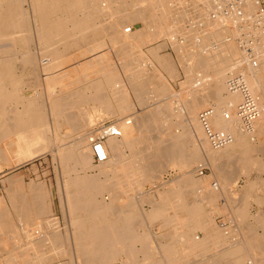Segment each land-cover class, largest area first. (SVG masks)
Wrapping results in <instances>:
<instances>
[{
	"label": "bare ground",
	"instance_id": "6f19581e",
	"mask_svg": "<svg viewBox=\"0 0 264 264\" xmlns=\"http://www.w3.org/2000/svg\"><path fill=\"white\" fill-rule=\"evenodd\" d=\"M201 2L204 7L215 4V0H142L138 4L140 12L137 13L126 7L125 0L120 7V3L115 0H0V41L10 40L9 43L4 44L3 42L0 45V170L4 166L5 168L12 167L13 169L10 170H14V168L21 167L47 154H52L58 161L60 160L64 165V170L63 168L62 170L65 175L63 174V176L67 178L63 181L62 188L60 187L61 190L57 189L60 190L59 193H62L60 195L63 200V209L67 212L70 225L74 230L72 236L68 234V240H71L65 241L59 230V220L54 217L53 203L49 201L50 192L44 182L31 181L26 188L23 177L17 179L11 177L7 180V195L11 208L3 201L4 199L0 198V255L4 257V264L51 263L53 258L66 256L70 254L69 251L73 250V248L69 250L71 246L68 248L69 251L66 250V246L64 249L63 245L66 242H71L69 244L73 245L77 254V258L73 259L72 264H113L119 259H123L120 264H216L221 262L226 264H264V233L260 235L257 232L259 227L264 230V214H259L255 219L258 223L257 227L250 224L248 228L246 227L249 231L247 230L245 235H240L241 239L233 243L232 235L234 233L232 234L230 231L232 223L223 222L226 226L220 229L215 221V214H221V212L223 214V210L226 208V206L223 207L224 202L228 201L229 203V200L222 201L225 198L227 187L235 183L238 177L235 174L232 177L230 172H227V175L225 172L228 170L224 172L221 169V161L235 158L242 171L237 170L240 174H246V169L249 166H256L257 169L258 166L262 168L263 165L264 169V164H261L262 160L259 156L264 152V145H261L264 144V62L259 69H250L245 63L244 55L234 36L238 32L236 33L233 29L234 34H230L225 26V23L229 20L239 19L241 21L242 19L245 22L243 25L250 27L258 16L255 1L247 0L246 8L241 14L242 17H239L237 12V15L232 14L227 18L211 20L206 14L200 18L202 15L198 13V19H201L200 21L204 23L202 25L204 31L201 30L202 28L200 29V25L197 27L200 23L198 22L196 24L197 29L194 31V43L188 45V47L184 46L186 43H181L183 45L181 47L178 45L182 55L178 54L181 55L180 58L183 63H189V68L193 71L194 69L207 71L208 68L212 69L213 75H209L210 78L204 76L201 82L196 81L198 83H192L193 80L187 79L186 85L182 84V87L183 85L186 87L184 90L186 93H183V96H191L187 100L188 103L186 98L182 96L183 99L185 98V106L183 105L185 112L182 113L178 112L182 106L179 109L176 104L177 109L174 108V99L173 102L168 101L169 95L173 94V89H171L167 80L165 81L164 77L160 76L162 71H157L158 74L161 73L160 75L157 74V79L160 82H158L159 85L156 83L155 89L152 86L153 91L149 86V82L148 84L143 83V81L146 82V79L141 80L142 76H146L142 62L147 57L146 55L143 56L144 52L141 48L150 44L151 38L159 37L157 30H163L162 25L152 23L157 26L155 27L157 30L153 32H149V28L152 27L149 26V22H147L148 26L146 28L145 25L143 26L142 31H135L136 33L133 32V34H127L125 30L120 32V28L123 27L126 21L135 18L142 21L150 11L151 16L159 15L163 17L162 20L166 17L170 18L171 14L176 16L171 19L173 22L176 21V24L173 23L170 28H165L164 31L159 30L163 35L172 36L173 33L182 31L186 39L193 38V34L186 35L188 32H185L186 29L183 24H178V20L181 21L182 18H177V16L180 17L179 14H181L184 20L187 18L192 19L190 15L193 12L189 10L191 12L189 14L188 9L182 12L180 7L190 4V7L193 5V8L197 10ZM25 3L30 4L29 8L31 10L28 12L26 11L28 9L24 10L23 8ZM185 6L183 8L187 7ZM215 7H219V4H216ZM222 8H225V6ZM203 9L202 11H204ZM30 13L35 15L33 22H36V28L34 30L38 37L39 47L37 48H40V52L39 49L38 52L44 57L42 61L37 60L30 48L32 44L31 30H23L27 27L26 24H29L27 18ZM104 13L111 15L108 21H103ZM185 15H188L186 19ZM151 16L149 15V17ZM101 18L103 25L105 22L108 23L109 20L110 24L108 23L109 25H105V27L96 24ZM167 24H169L168 21ZM100 28L103 30L105 37H107L105 30L108 29V33L112 35L111 40L109 39L113 41V44H111L113 47L114 43L118 44L122 52L117 46L116 48L119 51L117 50L116 54L110 50L115 54L114 57L110 56V51L109 53L107 51L108 54H103V51H100L104 45L101 44L104 41L97 42L99 37L102 36L99 33ZM192 29L194 30V27ZM199 31H203L204 34L201 35L202 32ZM178 35L175 34L176 37ZM166 36H163V38ZM228 37L233 38L228 40L226 39ZM169 38L171 39V37L167 38L170 41ZM213 39L219 41L222 45V47L220 45V49L218 48L219 50L217 49V52L214 50L215 48L213 51L208 48L204 49L210 42L213 43L211 41ZM71 43L76 47L80 46L78 47L80 49L86 46L87 48L86 50L83 48L85 51L81 49L83 52L81 51V56L79 55V59H82L83 62L77 64L76 68L63 72V70H66L64 66L72 57L71 52L68 51L71 48ZM62 45H65L66 51H62ZM172 45L171 48H173ZM164 46H167L166 43H164ZM135 48L139 50L136 51ZM123 49H126V51L129 49V51L126 52ZM67 51L70 53L69 56ZM146 51L148 52V49ZM214 51L216 54H213ZM76 52L78 51L76 50ZM148 54H151L160 67L170 71L175 76L174 68L177 67H175V64L173 66L174 62L170 59L171 57L160 55L159 47H152L149 49ZM164 55L166 54L164 53ZM118 58L121 59L122 70L128 76L125 82H120L119 77L121 76L116 71L117 67L113 66L115 59L117 61ZM240 58L242 59L238 62ZM18 63L23 67H20L23 69L21 75L16 70ZM38 63L41 64L37 65ZM109 63H112V65H109ZM151 63L153 62L151 61ZM98 64L101 65V68H99L100 70L97 69L96 73L89 71L91 74H84L89 68L92 72H95L96 69L93 68L95 65L99 66ZM104 65L111 66L109 67L111 71L107 70ZM28 66L31 69L26 71ZM153 66L156 68L155 65ZM235 68L240 69L245 84L255 94L262 97L260 103L263 104L261 106L263 114L256 121L251 133L242 131L236 119V107L241 102V96L228 91L230 73ZM38 71L44 76L45 90L43 92L38 91V86H40ZM74 71L75 74L78 71L82 73V75L79 74L80 76L76 74L77 81L75 80L72 84H70L71 81L68 82L70 86H66L62 91L54 88L57 82L63 80L67 75L68 79ZM186 71L189 70L186 69ZM61 84L58 86L60 87ZM24 86L30 88L33 86L37 90L34 89L36 91L35 95L25 97L22 91V89H25ZM182 97H179V99H182ZM152 100L158 105L155 110H152L154 102L152 103L153 108L151 105L143 107L146 108V111H148L147 108H151L149 114H144L142 109L138 108L137 110L134 107L136 103L140 105H137L138 107H141L149 104ZM210 102L214 106V117L210 121L212 129L227 131L234 137L232 143L221 149H215L207 140L199 120V110L205 107L208 109ZM179 104L181 105V103ZM182 104H184L183 100ZM224 108L233 115L232 121L227 122L223 119ZM127 112H130L131 115L123 117L122 115H126ZM179 113L180 115L185 114V120L183 119L184 122L181 123V125L183 124L181 128L183 127L185 131L175 132L173 129H176V125L173 123V118H179ZM111 115L119 117L117 126L122 135L121 137L110 138L107 141L108 160L94 166L89 144L90 136L86 132L93 127L95 118L99 117L101 119ZM160 127L166 130L167 128L170 129L172 134L168 132L169 139L162 140V143L158 145L156 138V143L152 142L151 139L150 142L148 140L150 137L148 138L147 135L148 146H143V139L146 134L152 135V131L154 133L155 129L157 131V128ZM71 131L76 133L75 139L71 140L72 145L63 143L62 133L70 138ZM258 138H260V142L257 141ZM127 152H129V155ZM199 161H207V165L210 168L212 167L213 170L215 169L217 176H215V173L214 176L218 178L216 184L211 183L210 179L206 178L197 180L189 173L186 178L185 176L182 178L181 175V180L179 178L175 181V178L174 183L171 180L167 184L169 189L165 190L164 188L165 192H163L164 190L162 192L156 190L161 187L159 184L163 181L162 177L166 168L177 166L176 168L187 170L195 164L200 165ZM229 163L231 162L229 161ZM226 169L228 168L226 167ZM92 170L96 171V174L89 175L88 172ZM232 170H235L234 173L238 174L236 168ZM248 174L249 172L246 175ZM119 176L122 177V180L119 179ZM257 176L259 177V174ZM62 178L64 179V177ZM126 178H131L129 181L131 180L132 184L128 183L131 185L129 189L131 190L134 185L135 190L139 191V198L130 199L127 196V199H125L122 198L124 195L121 197L124 192L122 193L119 189H122L123 185L126 186L125 182L128 181ZM256 180L258 181V179ZM259 180L263 181L262 178ZM146 182L153 185V187L150 186V190L155 189V192H160V199H156L160 201L157 202L154 198V201H152V197L149 195L150 190H148L149 193L143 190ZM154 183L158 184L159 187ZM170 183L173 184L169 185ZM257 185L253 180L250 184L246 183L244 185L247 188H245L246 193L240 191L242 194L238 195H245L240 198L237 197L238 200L235 201L236 205H234L236 220L233 216H230V220L234 219L235 222L250 220L252 201L264 205V195L263 197L256 196L255 191L254 196V192H251L259 189ZM189 189L194 192L198 191V193L200 190L201 195L198 200L189 199L190 194L186 195V192L190 191ZM122 190L125 191L126 189ZM105 192L112 198V200H109L111 202H105L106 198L103 201L100 200V197H105L103 196ZM170 198L174 201L171 202L172 204L169 201ZM141 201L151 205L149 207L150 211H145L144 204L141 206ZM10 209H13L14 214ZM137 211L142 213L139 212L138 214ZM225 218L227 219V216ZM15 220L21 224L24 233L19 231L21 227L15 223ZM156 223L161 225L162 228H171V234L166 231L168 234L164 235L169 242L160 241V244H153V234L146 232L144 227ZM26 226L32 229H34V226H41L45 234L40 236L38 240L34 239L35 241L28 242L32 238V234L30 230H24ZM27 229L29 228L27 227ZM141 230H144V233ZM35 231L37 230L35 229ZM199 231L204 233L203 238L197 236ZM25 235L28 240L24 238ZM158 237L161 238L162 236ZM24 240L27 241L26 244L23 243ZM139 244L143 245L142 249H137ZM10 246L11 249H9ZM200 256L202 257L200 258ZM0 264L3 263L0 262Z\"/></svg>",
	"mask_w": 264,
	"mask_h": 264
},
{
	"label": "rangeland",
	"instance_id": "374dc122",
	"mask_svg": "<svg viewBox=\"0 0 264 264\" xmlns=\"http://www.w3.org/2000/svg\"><path fill=\"white\" fill-rule=\"evenodd\" d=\"M115 1H118L119 3H120V5H119V7L120 6H122L121 4L124 2V0H115ZM127 1V2H126ZM140 2H142V0H125V4H126V7H128L129 9H132V12H137V13H139L140 11V7H138V4L140 3ZM204 2V1H203ZM129 3V4H128ZM131 3V4H130ZM132 3H134V4H132ZM27 4V3H26ZM131 5H135V6H131ZM190 4H188V6H189ZM200 6L198 7V9L196 10V9H194L193 8V5H191V7L189 6H185L186 8H181L180 7V11H186L187 9H188V11L190 10L191 12H193V14L189 11V14L191 13V15H190V17L192 18V19H186V17L188 16H186L185 15V19L186 20H184L183 19V17L181 16V14H179L180 15V17L179 16H177V18H182V20L181 21H179L178 20V24H183L184 25V27H185V32L187 33L188 32V34H186V35H192L193 34V38L192 37H189V39L187 38L186 39V37H185V35H183V33H182V31L181 32H178V33H173L172 34V36H166V35H163V33H160V31H164V29L165 28H170V26L173 24V23H177L176 21H171V19L172 18H175L176 16H174L173 14H171L172 16L169 18V17H166L165 19H163L162 20V18L163 17H161V16H159V15H154V16H151V12L149 11L148 12V14H146L145 15V17H144V21L142 20H140V19H137L136 20V18L135 19H131L130 21H126L125 23H124V25H123V27L122 28H120V32L121 31H123V30H125L126 32L128 31V30H131V32H127V34H133V32H135V31H137V32H139L140 30L142 31V29H143V26L146 28V26H148V23L147 22H149V26L151 25L152 27H150L149 28V32L151 31V32H153L154 30H157V28L155 29V27H157L156 25H162V27L161 28H163V30L161 29H159V30H157L158 32H159V37H157V38H151V40H150V44H147V45H145V46H143L141 49H142V51L144 52L143 53V56L145 57V55L147 56V57H145L146 58V60L145 61H143L142 62V66H143V68H145L144 69V74H146V76H142L141 78V80H145L146 79V82L145 81H143V83H147L148 84V82H149V86H150V88H151V90L153 91L154 89H155V86H157V85H159L158 84V82H160V80L158 81V75H160L161 73H159L158 74V72L157 71H162V74L160 75V76H162V77H164V80L166 81L167 80V83L170 85V87H171V89H173L172 91V99H171V96L169 95V100L168 101H172L173 102V99H174V108L175 109H177V107L179 106V109H180V106H182L181 107V109L180 110H178V112H180V113H182V112H185V108L183 107V105L185 106V98H186V102H187V100H189V97H191V96H189V97H187V96H183V93H186V91H184L185 90V85H186V82H188V80H193V81H191L192 83H198V82H201V79L202 78H204V76H212L213 75V73H212V69H208L207 68V71L206 70H196V69H194V71L192 70V69H190L189 68V63L188 62H184L183 63V61L181 60V53H182V51H180V48H179V46L181 47V46H183L182 44H184V43H186V44H184V46L186 45V47H188V45H192L193 43H194V41H195V33H194V31H195V29H197V27H199V25H200V29L201 30H203L204 31V27H202V25L204 24L202 21H200L199 19H198V17H199V15H202V16H200V18H202L203 17V15H205L206 14V16L207 17H209L210 15H208V13L210 14V13H212V11H214L213 9H215L216 11L218 10V12H221V10L222 11H224L225 10V8H222L223 6H225V4H223V6H220V8L219 7H215V4H213L212 6H209L208 5V7H204V4L201 2L200 4H199ZM203 5V6H202ZM140 6V5H139ZM134 7V8H133ZM201 7V8H200ZM24 8V10H26V9H28V10H26L27 12L28 11H30L31 9L28 7V6H25V7H23ZM204 8V9H203ZM194 9V10H193ZM202 9L204 10V11H202ZM210 9H212L211 11H210ZM198 11V12H197ZM160 12V11H159ZM158 12V13H159ZM206 12V13H205ZM198 13H200L199 15H198ZM106 14V15H105ZM157 14V13H156ZM149 15L151 16V17H149ZM192 15H193V17H192ZM198 15V16H197ZM32 16V17H31ZM158 16V17H157ZM170 16V15H169ZM31 17V18H30ZM35 17V15L34 14H31L30 13V15H28V18L27 19H29V24H26L27 25V27L25 28V29H23L24 31H27L28 29V31H30L31 33H32V35H31V38H32V44L30 45V48H31V50L33 51V54L36 56V58H37V60L38 61H42V59L44 58L43 56H42V54L41 53H39L40 52V48H37V47H39V45H38V37L36 36V33H35V28H36V22H33L34 21V18ZM155 17V18H154ZM95 18V17H94ZM103 21H108V19H110L111 18V15H109V13H104V15H103ZM102 18H101V20L99 21V22H97L96 24H98L99 26H104L105 27V25H109L110 24V20H109V24L108 23H106L105 22V24L103 25V22L101 23V21H102ZM148 18V19H147ZM161 18V19H160ZM168 18H169V20H168ZM197 18V20H195ZM210 19V18H209ZM135 20V21H134ZM149 20V21H148ZM152 20V21H151ZM158 20V21H157ZM168 21V23L169 24H167V21ZM188 20H189V22H188ZM193 20V21H192ZM195 20V21H194ZM199 20V21H198ZM145 21H146V23H145ZM160 21V22H159ZM128 22V23H127ZM151 22V23H150ZM181 22V23H180ZM193 22V23H192ZM196 22V23H195ZM198 22H200L198 25H197V27H196V24L198 23ZM101 23V24H100ZM145 23V24H144ZM152 23H154V24H156V25H153ZM164 23H165V25H164ZM186 23V24H185ZM35 24V25H34ZM147 24V25H146ZM228 25H227V27H229L230 26V24L229 23H227ZM30 25V26H29ZM168 25V26H167ZM34 26V27H33ZM159 27V26H158ZM194 27V30L192 29ZM196 27V28H195ZM226 27V28H227ZM103 28V27H102ZM144 28V29H145ZM152 28H153V30H152ZM230 28V27H229ZM199 29V30H200ZM166 30V29H165ZM227 30H228V28H227ZM226 30V31H227ZM33 31V32H32ZM103 30H101V28H100V31H99V33H101V38L99 37V41H97L98 43H101L102 41H104V43L102 42L101 44L103 45V47H102V49H100V51H103L102 53L103 54H108L109 53V51L111 50L113 53H115L116 54V51L118 50V48H116V46L117 47H119V50H120V52H122V49H121V47L120 46H118V44H115L114 43V47H113V41H110L111 39H110V37H112V35L111 34H109L108 33V29L106 28V32H107V34H106V36L107 37H105V34L103 35V32H102ZM144 32H145V30H143ZM189 31H191V32H193V33H190ZM203 31H199V32H202L201 33V35H203L204 34V32ZM229 31V30H228ZM228 31H227V33H228ZM136 33V32H135ZM229 33H230V31H229ZM25 34V33H24ZM35 34V35H34ZM152 35L154 34V33H151ZM160 34H161V36H160ZM175 34L177 35V34H179L178 35V37H176L175 36ZM183 35V36H181V35ZM230 34H232V33H230ZM109 35V36H108ZM35 36H36V38H35ZM163 36H166V37H164L163 38ZM173 36H175V37H173ZM181 36V37H180ZM109 37V38H108ZM162 37V38H161ZM168 37H171V39H170V41L167 39ZM173 37V38H172ZM94 38V37H93ZM105 38V39H104ZM161 38V39H160ZM177 38V39H176ZM193 40H192V39ZM231 38H233V37H228V38H226V39H231ZM34 39H35V41H34ZM92 39V38H91ZM102 39V40H101ZM110 39V40H109ZM174 39H176V41H174ZM180 41H179V40ZM183 39H185V40H183ZM154 40H155V42H154ZM9 41L10 40H3V41H0V45H2V43L4 42V44H6V43H9ZM101 41V42H100ZM213 43L211 44V42L208 44V46L207 47H205L204 49H206V48H208V49H210V50H212L213 51V49L214 50H216V52L222 47V45H221V43L219 42V41H216L215 39H213V40H211ZM96 42V43H97ZM154 42V43H153ZM179 42V43H178ZM220 44H219V43ZM72 43H73V40H72ZM72 43L70 44V49L68 50L69 52H71V54L70 53H68V51H67V54H68V56H69V54L73 57H71L70 59V61L64 66L65 67V69L66 70H63V72L64 71H69L70 69H74V68H76L77 67V64H81V61L83 62V60L81 59H79V57L81 56V54L80 53H82L83 51H85L86 50V48H87V46L86 47H82L81 49L83 50H81L80 48H78V47H80V46H74V45H72ZM112 43V44H111ZM164 43H166V45L167 46H164ZM171 43V44H170ZM174 43V45H172ZM177 45H176V44ZM182 43V44H181ZM35 44H37V45H35ZM109 44V45H108ZM214 44V45H213ZM86 45V44H85ZM85 45H83V46H85ZM162 45V46H161ZM171 45H172V47L173 48H171ZM179 45V46H178ZM209 45H212L211 47L209 46ZM216 45V46H215ZM219 45V46H218ZM220 45H221V47H220ZM153 48H155V47H159V50H160V55H163V56H168V58L169 57H171L170 59L172 60V62H174L173 63V66H174V64H175V67H177V68H174L175 70H174V72H176V74H175V76L174 75H172L171 73H170V71H168V70H166V69H164V68H162V67H160V65H158L157 63H156V61H154V59H153V57L151 56V54H148L149 53V49H151L152 47ZM164 46V47H163ZM178 46V48L176 49V47ZM36 47V48H35ZM64 47V48H63ZM112 47H113V49H112ZM163 47V48H162ZM85 50H84V49ZM109 48V49H108ZM116 48V49H115ZM160 48H162V49H160ZM165 48V49H164ZM174 48H175V51H174ZM219 48V49H218ZM38 49H39V52H38ZM61 49H62V51H66V47H65V45L63 46L62 45V47H61ZM79 49H80V51H79ZM106 51H105V50ZM146 49H148V52L146 51ZM218 49V50H217ZM35 50V51H34ZM76 50L78 51V52H76ZM118 50V51H119ZM134 50H136V51H138L139 49H134ZM134 50H132V51H134ZM162 50V51H161ZM82 51V52H81ZM107 51H108V53H107ZM110 51V52H111ZM123 51H126V49L124 50L123 49ZM127 51H129V49L127 50ZM126 51V52H127ZM179 51V52H178ZM209 51V50H208ZM37 52V53H36ZM76 52V53H75ZM109 53L110 54V56H112V57H114V55L115 54H113V53ZM181 52V53H180ZM164 53L166 54V55H164ZM181 54V55H179V54ZM209 54H210V51L208 52ZM215 53V51L213 52V54ZM216 54V53H215ZM219 54H221L220 52H219ZM218 54V55H219ZM40 55V56H39ZM78 55V56H77ZM80 55V56H79ZM120 55V54H119ZM42 56V57H41ZM38 57H39V59H38ZM121 58V57H120ZM148 58V59H147ZM173 58V59H172ZM180 62H179V61ZM118 61H120L119 63H118ZM151 61L153 62V63H151ZM183 64H182V63ZM180 63H181V65H180ZM186 63V64H185ZM41 64V63H40ZM39 63L37 64V65H40ZM75 64V65H74ZM144 64V65H143ZM150 64V65H149ZM18 66H17V72H18V74L19 75H21L22 74V71H23V69H21L20 67H22V65L20 64V63H18L17 64ZM99 65V64H98ZM106 65H108V64H106ZM106 65H104V66H106ZM109 65H112V63H109ZM153 65H155L156 66V68H154V66ZM68 66V67H67ZM97 68H96V67ZM94 66V68L93 69H96L95 70V72L93 71H91V68H89L88 70H87V72H85L84 73V71H82L84 74H91V73H96V71H98V70H100L99 68H101V65H99V66H97V65H95ZM113 66H115V68L117 67V72H118V75L119 76H121V77H119L120 78V82L122 81V82H125V80H127L128 78H126V77H128L127 75H125V73H124V71L122 70V66H121V59H119L118 58V60L116 61V59H115V61H114V63H113ZM119 66H121V67H119ZM186 66V67H185ZM188 66V67H187ZM70 67V68H69ZM107 67V66H106ZM109 67H111V66H109ZM109 67H107V70H109ZM23 68V67H22ZM37 68H38V66H37ZM158 68V69H157ZM21 71H20V70ZM31 69V67H29L28 66V68L26 69V71H29ZM92 69V70H93ZM98 69V70H97ZM154 69H155V71H154ZM186 69L187 70H189V71H186ZM39 70V69H38ZM106 70V71H107ZM148 70V71H147ZM151 70V71H150ZM166 70V71H165ZM176 70H178V71H176ZM91 73H90V72ZM109 71H111V70H109ZM191 71H193V72H191ZM209 71V72H208ZM89 72V73H88ZM123 72V73H122ZM166 72V73H165ZM81 72H77L76 74L78 75V76H80V75H82V73L80 74ZM156 73V74H155ZM177 73H178V75H177ZM194 73V74H193ZM76 74H75V71L73 72V74H72V76L71 75H69V77H70V79H72V80H70L69 79V77H68V79H67V76L66 77H64L65 78V82H64V78H63V80H61V81H59V82H57V84L58 85H60L61 83V86H62V88H61V86L59 87L57 84V87H56V85H55V89L57 90V89H60L61 91L62 90H64L65 88H66V86L68 87V86H70L69 85V83H70V81H71V83L70 84H72L73 82H75V80L77 81V77H75L76 76ZM80 74V75H79ZM121 74V75H120ZM143 74V73H142ZM158 74V75H157ZM177 75V76H176ZM190 76V77H187V76ZM195 76V78H194V76ZM38 76L40 77L39 79H38V82H39V84H40V86H38L39 88H38V91H41V92H43L44 90H45V81H44V76H42V73L40 72V71H38ZM125 76V77H124ZM154 76V77H153ZM159 76V77H160ZM210 76H209V78H210ZM41 77H43V78H41ZM170 77H172V78H170ZM179 77V78H178ZM187 77V78H186ZM194 79H193V78ZM197 77V78H196ZM150 78H151V80H150ZM153 78V79H152ZM154 78H155V80H154ZM177 78V80H175V79ZM67 79V80H66ZM122 79V80H121ZM174 79V80H173ZM188 79V80H187ZM199 79H200V81H199ZM63 81V82H62ZM155 83H154V82ZM184 81H185V83H184ZM196 81H198V82H196ZM67 82V83H66ZM69 82V83H68ZM151 82V83H150ZM64 83V84H63ZM156 83H157V85H156ZM42 84H43V87H42ZM154 84V85H153ZM182 84H185V85H183V87H182ZM64 86V87H63ZM152 86H154L153 88H152ZM59 87V88H58ZM181 87H182V91H181ZM24 88L25 89H22V91H23V94H24V96L25 97H32L33 95H35V92L37 91L35 88H33V86L30 88L29 86H24ZM52 88V87H51ZM36 91H35V90ZM41 89V90H40ZM181 95V96H180ZM185 97L184 99H183V97ZM178 97V98H177ZM179 97L181 98L182 97V99H179ZM179 100V101H178ZM182 100H183V103L184 104H182ZM154 102V103H153ZM152 103H153V106H154V108L152 107ZM179 103H181V105L179 104ZM188 103V102H187ZM186 103V104H187ZM176 104H177V107H175L176 106ZM213 104V103H212ZM211 104V102H210V105H208V108L210 107V108H213L214 106ZM140 106L139 104H137L136 103V105H134V107H135V109H137L138 110V108L139 109H142V111H143V113L144 114H149V112H151V108H147V110L148 111H146L145 109L146 108H143V107H147L148 105L150 106L151 105V107L153 108L152 110H155V108L158 106L157 104H155V101H151L149 104H145L144 106L142 105L141 107H138V106ZM147 105V106H146ZM82 109V108H81ZM207 109V107H205V108H203V109H200L199 110V114H201L200 112L201 111H204V110H206ZM78 110V109H77ZM223 110H225V108L223 109ZM80 111V110H79ZM144 111H146V112H144ZM226 111V110H225ZM132 112H134V111H132ZM224 112V111H223ZM180 113L178 114V115H180ZM169 114V113H168ZM129 115H131V113L130 112H127V114L126 115H122L123 117H126V116H129ZM182 115V114H181ZM180 115V117L178 118V117H175L176 119H174L173 118V123L176 125V129H173V131H175V132H182V131H185L184 129H183V127L181 128V126L183 125H181V123H183L184 121H183V119L185 120V114L183 113V115L181 116ZM121 116V117H122ZM109 120H113V121H115V122H117V121H119V117H116V116H109V117H106V118H101V119H99V117L96 119L95 118V120H94V125H93V127H91L90 129H88L87 130V132H86V134L89 136L90 134V130H92V128H94V127H96V126H98V125H100V124H102V123H104V122H107V121H109ZM178 120V121H177ZM183 121V122H182ZM155 129V128H154ZM154 129H152V130H154ZM164 130V131H162V130ZM166 129H164V128H157V131H156V129H155V134L153 133V131H152V135H150V134H146V137L143 139V146L145 145V146H148V140L150 141V139H151V141L152 142H154V143H156V141L158 142L157 144L159 145L160 143H162V140H168L169 139V135H167L168 134V132L169 133H171L172 134V132L170 131V129L169 128H167V130L165 131ZM161 133H160V132ZM164 132V133H163ZM167 132V133H166ZM71 133V136H70V138L68 137V136H66V134H63L62 133V138H64V141H63V143H66V144H70V145H72V139H75V137H76V133L75 132H73V131H71L70 132ZM151 133V132H150ZM160 135V137H159V135ZM147 135H148V138H147ZM150 135V136H149ZM163 135V136H162ZM165 135V136H164ZM143 136H145V134H143ZM157 136H158V139H157ZM167 136V137H166ZM73 137V138H72ZM154 138V139H153ZM155 138H156V141H155ZM163 138V139H162ZM69 139H70V141H69ZM148 139V140H147ZM72 140V141H71ZM145 141H147V142H145ZM150 141V142H151ZM145 143V144H144ZM127 154L129 155V152H127ZM230 159V160H229ZM226 159H223L221 162V169L225 172V170H228V171H226L225 173L228 175V173L227 172H230L231 174H232V177H234L235 175H236V173H234L235 172V170H232V169H235L236 168V170H237V168L239 169V166L237 165V162H236V159L234 158L233 159V157L232 158H228L226 161H225ZM229 161L231 162V163H229ZM227 162V163H226ZM200 165H194L192 168H190V169H179V167L178 168H176L177 166H175V167H173V166H171V167H168V168H166L165 169V171H164V173H163V181H161L160 182V184L159 185H161V187H162V184H163V189L161 188V187H159V185L158 184H156V183H154V185H157L158 187H159V189L157 188L156 190H160V192H162L163 190H164V188H165V190H168L169 188H167L168 187V183L171 181V182H173V180L176 178V180L175 181H177L179 178V180H181L182 178H184V176H185V178L189 175V173L190 174H192V177L193 178H197V180L198 179H202V178H206V179H210V181H211V183H213V184H216L217 182H218V178L217 177H215V176H217V173L213 170V168L211 167L210 168V166L209 165H207V161H199L198 162ZM197 163V164H198ZM225 163V164H224ZM224 164V165H223ZM93 165L94 166H97V165H99V164H97V163H95V162H93ZM64 165H63V163L62 162H60V160L58 161V159H56L52 154H47V155H45V156H42V157H40V158H37L36 160H33V161H31V162H28V163H26V164H24V165H22L21 167H18V168H14V170H10V169H13L12 167H6L5 168V166L3 167V169L2 170H0V198L1 199H4L3 201H5L6 202V204H8L9 206H10V208H11V205L9 204V198H8V182H7V180L9 179V178H11V177H13V178H15V179H17V178H20V177H23L22 179H23V183L25 184V187L27 188V185L31 182V181H37V182H44L45 184H46V186H47V189H48V191L50 192V195H49V201H51L52 203H53V210H54V217L55 218H57L58 220H59V226H60V228L62 229H60L59 228V230H60V233L63 235V239H65V241H69V240H71V239H69L68 240V234L69 235H71L72 236V232L74 231L73 229H72V227H71V225H70V218H69V216H68V214H67V212H65L64 210L65 209H63L64 208V205H63V200H62V197H61V195L60 194H62V193H59V191L61 190L60 189V187L62 188V183H63V181L64 180H66V178H65V176H63V174L65 173L63 170H64V167H63ZM226 167L228 168V169H226ZM9 168V169H8ZM62 168H63V170H62ZM213 170V171H212ZM233 171V172H231V171ZM9 171V172H8ZM182 171V172H181ZM2 172H3V174H2ZM187 172V173H186ZM193 172H194V174H193ZM5 173V174H4ZM88 173H90L89 175H93V174H96V171H89ZM214 173H215V176H214ZM199 174V175H198ZM235 174V175H234ZM65 175V174H64ZM183 177H182V176ZM230 175V174H229ZM246 174H243V175H241V177L243 178V177H246L245 176ZM64 177V179L62 178V177ZM195 176V177H194ZM214 176V177H213ZM182 177V178H181ZM60 178V179H59ZM216 178H217V180H216ZM31 179V180H30ZM115 179V178H114ZM119 179L120 180H122V177L121 176H119ZM129 179H131V178H126V180H128V181H126L125 183H126V186H124L123 185V187H125V188H123L122 187V189H126L125 191L124 190H122V189H119L122 193L124 192H126L125 194L123 193V194H121V197L124 195H126L127 193L129 194H127L125 197L123 196L122 198H125V199H127V196H129L128 198H130V199H132V198H139V191H137V190H135V188H134V185L131 187V190L129 189L130 188V186L131 185H129V184H132L130 181H129ZM235 179V178H234ZM233 179V180H234ZM263 179H264V176H263ZM239 180H240V178H239ZM246 179L244 178L243 180H241V181H238V183H233L232 185H230L229 187H227V190H226V193H225V198L224 199H222V201L224 202V201H226V200H229V203H228V201H226V202H224V206L223 207H225L226 206V208H224L225 210H223V214H222V212H221V214L220 213H218L217 215L215 214V221H216V225L220 228V229H223L226 225H224V223L225 222H229V224L230 223H232V225L230 226V231H231V233L233 234L232 235V243L233 242H237V241H239L240 239H241V237H240V235L242 236V235H245V232H247V230L249 231V229H247L248 228V226L251 224L253 227H257L258 225V223L256 222V218H257V216L259 215V214H264V205H260V204H258L256 201H252L251 202V207H250V215H251V218H250V220H248V221H246V222H235V218H236V216H235V214H234V208H235V206L234 205H236L235 204V201L236 200H238L237 199V197H239L240 198V195H238L240 192H239V188L240 187H243L244 185H245V181ZM58 181V182H57ZM61 182V183H60ZM111 182V181H110ZM60 183V184H59ZM129 183V184H128ZM148 183V184H147ZM174 183V182H173ZM172 183V184H173ZM60 185L59 187L57 186V185ZM171 183L169 184V185H172ZM238 184V185H237ZM263 184V185H262ZM152 184H150V182H146L145 184H144V187H143V190L147 193H149V191L148 190H150V188L151 187H153V185L151 186ZM261 185V186H260ZM129 186V187H128ZM151 186V187H150ZM237 186V187H236ZM128 187V188H127ZM170 187V186H169ZM262 187V188H261ZM57 188H59V189H57ZM115 188V187H114ZM264 182H261L260 184H259V189H257V190H254L253 192H254V194L253 195H255V191H256V195H262V194H264ZM127 189H128V192H127ZM162 189V190H161ZM262 189V190H261ZM130 190V191H129ZM133 190V191H132ZM155 189H151L150 190V196L152 197L151 199H152V201H154L153 200V198L155 199V201H160V200H156V199H160V196H159V193L160 192H158L157 193V191L155 192L154 191ZM165 190L163 191V192H165ZM190 191H192L191 189H189ZM188 190V191H189ZM26 191V190H25ZM186 192V195H189L190 194V196H188L189 197V199H193L194 201L195 200H198L199 199V196L201 195V193H200V190H199V193H198V191H196V192H194V191H192V192ZM228 191V192H227ZM233 192V194H232V192ZM259 191V192H258ZM236 192V193H235ZM252 192V193H253ZM258 192V193H257ZM137 193V194H136ZM154 193V194H153ZM196 193H197V195H196ZM227 193H229V194H227ZM260 193V194H259ZM134 194H135V196H134ZM157 194V195H156ZM227 194V195H226ZM108 195V196H107ZM111 195V194H110ZM133 195V196H132ZM136 195H138L137 197H136ZM154 195V196H153ZM231 195V196H230ZM235 195V196H234ZM103 196H105V197H100V200H104V198H106L105 199V202H108L109 200H112V198L109 196V194L108 193H103ZM197 196V197H196ZM60 197V198H59ZM110 198V199H108V198ZM159 197V198H158ZM235 198V199H234ZM62 200V201H61ZM232 200H233V202H232ZM9 201V202H8ZM169 201H170V203L173 201L172 200V198H170L169 199ZM190 201H192V200H190ZM109 202H111V201H109ZM174 202V201H173ZM237 202V201H236ZM141 203V206L143 205V208L145 209V211H150V208L149 207H151V205H147V202L146 203H144V201H141L140 202ZM228 203V204H227ZM232 203V204H231ZM172 204V203H171ZM227 205H229V206H227ZM63 206V207H62ZM222 207V208H223ZM233 207V208H232ZM169 209L171 210V208L169 207ZM229 211H228V210ZM11 210V212L13 213V209H10ZM139 210V209H138ZM232 210V211H231ZM210 211V210H209ZM258 211V212H257ZM140 213H142L141 211H139ZM139 212L137 211V213L139 214ZM170 212H172V211H170ZM230 212V213H229ZM228 213H229V215H228ZM234 214V215H232V214ZM257 213V214H256ZM14 214V213H13ZM231 214V215H230ZM225 216H227V219L225 218ZM233 216V218L235 219H232V220H230L231 219V217ZM254 216V217H253ZM13 217H14V215H13ZM230 218V219H229ZM68 219V220H67ZM254 219V220H253ZM234 220V221H233ZM68 221V222H67ZM224 222V223H223ZM250 222V223H249ZM15 223H17L20 227H21V229L19 230L21 233H24V231L22 230V226H21V224H19V222L17 221V220H15ZM239 225H238V224ZM246 223V224H245ZM227 224V223H226ZM235 224H236V226H235ZM255 224V225H254ZM150 225V224H149ZM153 225V226H152ZM244 225V226H243ZM247 225V226H246ZM158 226V227H157ZM27 227L29 228V229H27ZM40 228H41V226H39ZM38 226H34L33 228L34 229H32L31 227H29V226H26V229H24L25 231H29L30 230V232H31V234H32V238L28 241V242H30L31 240L33 241L34 239L35 240H38V239H40L39 237L40 236H42L43 234H45V232H44V230H43V228H39ZM66 227H68V228H66ZM157 227V228H156ZM160 227H161V225H159L158 223H156V224H151L150 226H148V227H144V230L147 232H150L151 233V235L153 234V238H152V242H153V244L155 245V243H156V245L157 244H160V241L161 242H169V240H167L168 238H166V236H164L167 232L168 233H170L171 234V228H162L161 227V229H160ZM233 227V228H232ZM246 229H245V228ZM66 228V229H65ZM154 228V229H153ZM35 229L37 230V231H35ZM70 229V230H69ZM141 229H143V228H141ZM165 229V230H164ZM33 230V231H32ZM144 230H141V232L142 233H144ZM238 230V231H237ZM167 231V232H166ZM170 231V232H169ZM37 232V233H36ZM71 232V233H70ZM257 232L261 235V234H263L264 233V230L262 229V228H258L257 229ZM64 233L66 234L65 236H67V237H65L64 236ZM162 233H164V234H162ZM167 233V234H168ZM35 234V235H34ZM38 234H41V235H39L38 236ZM156 234H158L157 236H156ZM166 234V235H167ZM201 234V235H200ZM239 234V235H238ZM37 235V236H36ZM239 237H238V236ZM36 236V237H35ZM158 236H162L161 238L160 237H158ZM197 236H199L200 238H203V236H204V233H202V231H199V232H197ZM236 236V237H235ZM33 237H35V238H33ZM24 238L26 239V240H28L27 238H26V235L24 236ZM23 238V239H24ZM72 238V237H71ZM157 238V239H156ZM158 238H160V239H158ZM165 238H166V241H165ZM235 241H234V240ZM238 239V240H237ZM26 240H24L23 241V243H27V241ZM34 240V241H35ZM22 243V244H23ZM25 243V244H26ZM71 244V242H66V244L65 245H63L64 246V249H65V246H66V250H68V248H69V250H72V248H73V252L72 251H69L70 252V254H68V255H66V256H59V258L58 257H55V258H53L52 259V261H51V263L49 262L48 264H60V263H63V264H72V262H73V259H76L77 258V254H76V252H75V248L73 247V245H70ZM19 246H20V244H19ZM22 246V245H21ZM142 244H139L138 246H137V249L138 248H141L142 249ZM9 249H11V246H10V248ZM141 249H139V250H141ZM219 250L221 249V248H218ZM187 252V251H186ZM72 254H74V255H72ZM210 256H211V253L209 254ZM208 256V255H207ZM210 256H208L209 258H210ZM67 257H70V258H67ZM74 257V258H73ZM202 256H200V258H201ZM0 262L1 263H3L4 264V262H3V260H4V257L2 256V255H0ZM121 260V259H120ZM120 260H118V261H115V262H113V264H120V263H122V260L120 261ZM56 261V262H55ZM74 264H80V263H74ZM216 264H226V263H216Z\"/></svg>",
	"mask_w": 264,
	"mask_h": 264
},
{
	"label": "built area",
	"instance_id": "2783aa9c",
	"mask_svg": "<svg viewBox=\"0 0 264 264\" xmlns=\"http://www.w3.org/2000/svg\"><path fill=\"white\" fill-rule=\"evenodd\" d=\"M254 1L258 8V16L250 27L244 26L243 24L245 22L242 19L241 21H239V19L229 20L227 23H230V28L227 27V23H225V26L232 34H234L232 31L233 29H235L236 33L238 32L234 36L244 55L245 63L250 69L257 70L264 62V0ZM216 4H219V8L225 4V10L222 12L214 10L209 14L211 20L227 18L237 12L239 14L238 16L242 17L241 14L246 8L247 0H215V5ZM127 32H131V30ZM241 59L242 58H240L238 62H240ZM228 91L233 94H238L242 98L241 102L236 107V119L241 130L248 133L253 132L256 121L261 117V114H263V108L261 107L263 104L260 103L262 97L255 94L250 87L245 84L240 69L237 70L236 68L230 73ZM213 117L214 109L208 108L201 112L199 120L203 126L207 140L215 149H221L232 143L234 137L227 131L212 129L210 121ZM223 119L230 122L233 120V115L226 110L223 112ZM117 123L118 122L109 120L90 130L89 144L93 155V162L101 164L108 160L106 149L107 141L110 138H117L122 135Z\"/></svg>",
	"mask_w": 264,
	"mask_h": 264
},
{
	"label": "crops",
	"instance_id": "0c3cea01",
	"mask_svg": "<svg viewBox=\"0 0 264 264\" xmlns=\"http://www.w3.org/2000/svg\"><path fill=\"white\" fill-rule=\"evenodd\" d=\"M28 3H29V2H28ZM29 5H30V4H26V3H25V4L23 5V7H25V6H28V7H29ZM263 134H264V132H263ZM262 139H263V138H262ZM257 141L260 142V138H258ZM263 142H264V141H263ZM263 142H262V143H263ZM261 145L263 146L264 144H261ZM259 156H260V158H261V160H262V161H261L262 163H261V162H260V163H261V164H264V157H263V156H264V152H262V154L259 155ZM237 165H238V163H237ZM238 166H239V165H238ZM253 167H254V166H249V167H247V169L250 170V171H248V170L246 169V174L249 172V174H248L249 176L247 175L246 178H245V177H243V178L241 177V175H243V174H245V173L240 174V172H242V171L240 170V167H239V169H237V170H239L240 172L236 170V172L238 173V174H236V177H237V176H238V177L236 178L235 183H238V181H241V180H243L244 178L246 179V180L244 181V182H245V185H246V183H249V184H250V182H252V180H253V182H256V185L259 184V182H260V183H261V182H264V179H263V176H264L263 165H262V168H261V166H258L257 169H256V166H255L254 169H253ZM255 169L257 170L258 173L255 172V171H256ZM259 169H260V170H259ZM262 170H263V171H262ZM251 171H252V172H251ZM253 171H254V172H253ZM260 171H261V172H260ZM255 173H256V174H255ZM258 174H259V177L257 176ZM239 175H240V176H239ZM260 175H261V176H260ZM253 176L255 177V179H253V178H254ZM239 177H240V180H239ZM247 177H248V178H247ZM250 177H251V179H250ZM260 178H262L263 181H262V180H259ZM256 179H258V181H257ZM248 180H250V181H248ZM255 180H256V181H255ZM247 181H248V182H247ZM237 185H238V184H237ZM247 187H248V184H247ZM257 187L259 188V185H257ZM243 188L245 189L246 186L240 187V188L238 189L239 192H240V191H243L242 193H246V189H247V188H246L245 190H244ZM242 189H243V190H242ZM255 190H257V189H255ZM253 191H254V190H253ZM253 191H251V192H253ZM242 193H239V194H242ZM244 195H245V194L240 195V197H242V196H244ZM263 195H264V194L259 195V196L263 197ZM254 196H255V195H254ZM256 196H258V195H256ZM119 260H120V259H119ZM122 260H123V259H122ZM122 262H123V261H122Z\"/></svg>",
	"mask_w": 264,
	"mask_h": 264
}]
</instances>
